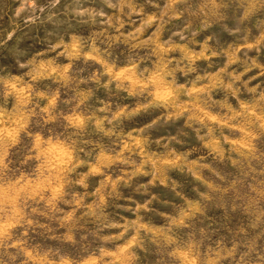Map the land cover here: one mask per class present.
I'll return each mask as SVG.
<instances>
[{
    "label": "rangeland",
    "instance_id": "obj_1",
    "mask_svg": "<svg viewBox=\"0 0 264 264\" xmlns=\"http://www.w3.org/2000/svg\"><path fill=\"white\" fill-rule=\"evenodd\" d=\"M0 264H264V0H0Z\"/></svg>",
    "mask_w": 264,
    "mask_h": 264
}]
</instances>
